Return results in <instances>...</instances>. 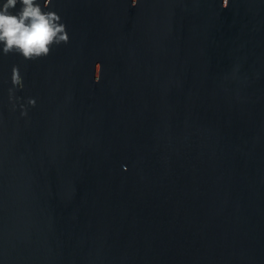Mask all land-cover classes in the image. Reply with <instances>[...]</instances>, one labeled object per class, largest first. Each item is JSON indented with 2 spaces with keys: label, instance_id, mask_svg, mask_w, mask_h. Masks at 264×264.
<instances>
[{
  "label": "water",
  "instance_id": "95a60500",
  "mask_svg": "<svg viewBox=\"0 0 264 264\" xmlns=\"http://www.w3.org/2000/svg\"><path fill=\"white\" fill-rule=\"evenodd\" d=\"M38 2L70 42L0 52V264H264V0Z\"/></svg>",
  "mask_w": 264,
  "mask_h": 264
},
{
  "label": "clouds",
  "instance_id": "9594fccd",
  "mask_svg": "<svg viewBox=\"0 0 264 264\" xmlns=\"http://www.w3.org/2000/svg\"><path fill=\"white\" fill-rule=\"evenodd\" d=\"M51 3L52 0H48L44 7ZM18 5L19 11H15ZM227 6L225 0L224 7ZM69 42L61 17L55 12L44 11L38 0H5L0 5V52L4 55L15 53L27 61H34L50 55L54 46ZM13 86L24 87L23 78L16 69ZM30 103L35 105V101Z\"/></svg>",
  "mask_w": 264,
  "mask_h": 264
}]
</instances>
